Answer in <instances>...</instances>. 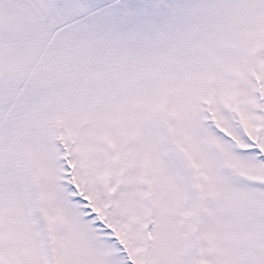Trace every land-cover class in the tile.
I'll list each match as a JSON object with an SVG mask.
<instances>
[{"label":"snow or ice","instance_id":"6c2138e0","mask_svg":"<svg viewBox=\"0 0 264 264\" xmlns=\"http://www.w3.org/2000/svg\"><path fill=\"white\" fill-rule=\"evenodd\" d=\"M0 264H264V0H0Z\"/></svg>","mask_w":264,"mask_h":264}]
</instances>
